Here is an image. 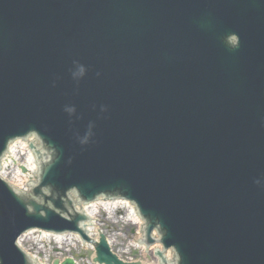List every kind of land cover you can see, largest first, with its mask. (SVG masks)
Wrapping results in <instances>:
<instances>
[{
    "label": "water",
    "instance_id": "95a60500",
    "mask_svg": "<svg viewBox=\"0 0 264 264\" xmlns=\"http://www.w3.org/2000/svg\"><path fill=\"white\" fill-rule=\"evenodd\" d=\"M29 134L38 179L0 177V264H34L16 244L32 228L91 241L75 203L99 196L133 202L171 264H264V0H0V158ZM20 148L2 163L22 186ZM124 215L88 233L134 263L103 235L94 262L158 264ZM35 234L19 242L36 264H96L77 236Z\"/></svg>",
    "mask_w": 264,
    "mask_h": 264
}]
</instances>
